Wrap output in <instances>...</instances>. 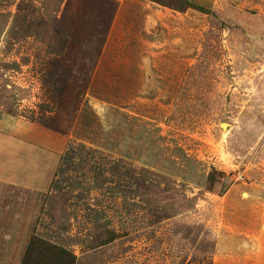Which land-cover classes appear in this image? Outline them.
I'll use <instances>...</instances> for the list:
<instances>
[{"label": "rangeland", "instance_id": "rangeland-1", "mask_svg": "<svg viewBox=\"0 0 264 264\" xmlns=\"http://www.w3.org/2000/svg\"><path fill=\"white\" fill-rule=\"evenodd\" d=\"M10 143L53 162L40 189L0 175V264H58L33 238L73 264H211L224 192L264 169V0H0L6 165Z\"/></svg>", "mask_w": 264, "mask_h": 264}, {"label": "crops", "instance_id": "crops-1", "mask_svg": "<svg viewBox=\"0 0 264 264\" xmlns=\"http://www.w3.org/2000/svg\"><path fill=\"white\" fill-rule=\"evenodd\" d=\"M149 3H143L138 9L145 32L150 33L153 27H158V33L164 28L169 30L170 13L161 6ZM121 5L122 0H119V7ZM150 34V45H165L164 36L160 43L159 39L152 40L156 34ZM33 143L42 145L40 140ZM10 146L13 147L14 143ZM18 147L20 150H17ZM14 149L2 157L9 159L8 165L4 159L0 160V175L3 179L9 178L7 181L10 184L19 183L40 189L47 174L45 168L47 170L53 162V155L21 143H16ZM246 170V176L236 177L238 183L230 185L222 196L225 217L220 219V226L214 232L215 253L212 254L211 264H264V169L248 167Z\"/></svg>", "mask_w": 264, "mask_h": 264}, {"label": "trees", "instance_id": "trees-1", "mask_svg": "<svg viewBox=\"0 0 264 264\" xmlns=\"http://www.w3.org/2000/svg\"><path fill=\"white\" fill-rule=\"evenodd\" d=\"M32 249H36L38 254L44 257L54 259V261L58 264H73V256L69 251H66L63 248L56 246L44 239L41 238L31 239L28 242L26 249L27 251L25 252V255L26 256L29 255Z\"/></svg>", "mask_w": 264, "mask_h": 264}, {"label": "built area", "instance_id": "built-area-1", "mask_svg": "<svg viewBox=\"0 0 264 264\" xmlns=\"http://www.w3.org/2000/svg\"><path fill=\"white\" fill-rule=\"evenodd\" d=\"M237 178L240 179V176H238Z\"/></svg>", "mask_w": 264, "mask_h": 264}]
</instances>
